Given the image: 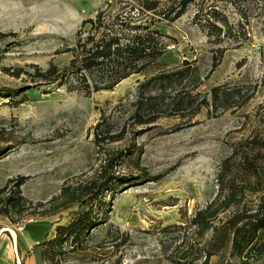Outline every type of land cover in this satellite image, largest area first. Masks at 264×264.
I'll return each mask as SVG.
<instances>
[{"label":"rangeland","instance_id":"374dc122","mask_svg":"<svg viewBox=\"0 0 264 264\" xmlns=\"http://www.w3.org/2000/svg\"><path fill=\"white\" fill-rule=\"evenodd\" d=\"M171 1L156 0L146 13L163 54L111 90L84 93L44 83L33 66H65L80 20L98 9L136 13L139 0H0V187L18 186L24 199L20 214H0V228L5 241L17 234L19 261L264 264V238L241 254L230 242L235 226L264 207V0H193L174 19ZM212 8L239 24L231 36L209 38L194 23L197 10L211 23ZM183 67L187 76L165 93L186 92L185 103H164L155 121L135 124L137 84ZM98 121L114 138L98 141ZM106 176L115 184L97 194L96 224L72 247L40 258L38 243L86 208L81 187L96 189ZM203 210L200 231L191 220ZM26 229L42 240L26 243Z\"/></svg>","mask_w":264,"mask_h":264},{"label":"trees","instance_id":"16d2710c","mask_svg":"<svg viewBox=\"0 0 264 264\" xmlns=\"http://www.w3.org/2000/svg\"><path fill=\"white\" fill-rule=\"evenodd\" d=\"M192 1H171L174 4V9L169 7L168 12H173L169 18L174 19L182 15L185 6ZM156 5V0H139L136 13L120 11L108 16H105L104 10H96L93 17L80 20L79 27L74 34V44L65 48L70 56L66 65L57 67L50 64L45 69H40L34 65V77L46 84L90 93L99 90H111L116 83L125 77L142 73L164 51L161 33L154 28L152 29L153 25L146 18V13L155 11ZM213 9L208 11L212 17L211 23H201L200 19H197L198 10L193 14L194 23L201 29L206 28L205 35L209 38L212 36L218 38L220 34L226 37L231 36V31L234 32L239 24L229 23L223 17L218 18ZM215 64L216 61L213 59L211 66ZM186 76L187 72L183 67L167 72H157L140 81L136 86L135 100L129 117L137 125L151 123L161 115L158 112L160 105L165 103V105L175 109L184 104L190 97L188 93L175 91L169 95L165 91L170 84L179 83ZM222 94L225 95L226 91H223ZM211 97L212 100L219 98V92H215V88L211 89ZM104 125L107 126L108 124L98 121L93 126L98 141L114 138L107 136L108 128L105 129ZM114 184L113 179L106 176L95 187L96 189L93 188L94 184L92 183L82 186L83 193L87 194L86 208L76 213L66 224H57L53 229L54 235L38 243L42 248L39 257L51 259L57 253L62 252L64 246L72 247L82 236H85L87 229L93 227L97 221L96 215L91 213L94 204L96 205L99 190L102 188L113 189ZM23 203L24 199L18 190V186H14L10 191L0 187V214L6 218H8L7 216L10 218L12 213L20 214L24 206ZM204 212V210L196 211L191 220L196 229L200 231L205 229L206 217ZM248 216L250 217H246V221H242V218L237 220V222L242 221V223L235 226L231 234V248L237 254L247 251L257 238H264V207ZM205 260L201 264H205ZM173 264L188 263L175 260Z\"/></svg>","mask_w":264,"mask_h":264},{"label":"crops","instance_id":"0c3cea01","mask_svg":"<svg viewBox=\"0 0 264 264\" xmlns=\"http://www.w3.org/2000/svg\"><path fill=\"white\" fill-rule=\"evenodd\" d=\"M29 229L25 230L27 232L26 237H24L26 239V243L28 242L30 244H37L40 240H42V236H44V233H42L41 235H32L30 234ZM4 231L8 230L4 227L0 228V264H37V257L35 255L25 257L24 259H21L20 256L21 261H19L18 255L14 257L12 244L14 247L15 242V248L18 247H16L17 234L10 230L14 235L12 236V234L9 232L11 240L8 238V241H5V239H3V236L1 235V233ZM18 249L19 251L21 250L20 247H18Z\"/></svg>","mask_w":264,"mask_h":264},{"label":"bare ground","instance_id":"6f19581e","mask_svg":"<svg viewBox=\"0 0 264 264\" xmlns=\"http://www.w3.org/2000/svg\"><path fill=\"white\" fill-rule=\"evenodd\" d=\"M12 233V232H11ZM13 234V233H12ZM14 235V234H13Z\"/></svg>","mask_w":264,"mask_h":264}]
</instances>
